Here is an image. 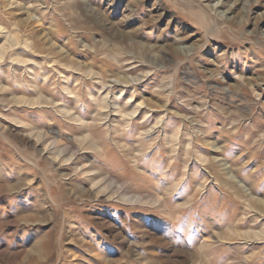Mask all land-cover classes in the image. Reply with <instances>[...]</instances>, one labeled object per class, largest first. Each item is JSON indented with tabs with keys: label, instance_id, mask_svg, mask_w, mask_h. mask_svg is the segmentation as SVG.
<instances>
[{
	"label": "rangeland",
	"instance_id": "rangeland-1",
	"mask_svg": "<svg viewBox=\"0 0 264 264\" xmlns=\"http://www.w3.org/2000/svg\"><path fill=\"white\" fill-rule=\"evenodd\" d=\"M0 264H264V0H0Z\"/></svg>",
	"mask_w": 264,
	"mask_h": 264
},
{
	"label": "bare ground",
	"instance_id": "bare-ground-1",
	"mask_svg": "<svg viewBox=\"0 0 264 264\" xmlns=\"http://www.w3.org/2000/svg\"><path fill=\"white\" fill-rule=\"evenodd\" d=\"M229 19H230V18H229ZM229 19L226 18V21H229ZM105 97H106V96H105ZM106 98H107V97H106ZM106 101H107V100H106ZM137 108H139V106H138ZM137 112H138V110H134L133 113H132V115H133V114H136ZM129 116H130V114H129ZM152 129H153V128H152Z\"/></svg>",
	"mask_w": 264,
	"mask_h": 264
}]
</instances>
